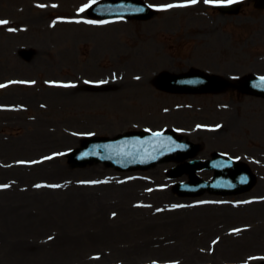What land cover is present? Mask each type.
Instances as JSON below:
<instances>
[{
	"label": "rangeland",
	"instance_id": "374dc122",
	"mask_svg": "<svg viewBox=\"0 0 264 264\" xmlns=\"http://www.w3.org/2000/svg\"><path fill=\"white\" fill-rule=\"evenodd\" d=\"M92 1L0 0V264H264L262 100L151 84L153 71L189 67L264 74V11L145 0L161 9L155 17L107 23L86 17ZM172 127L202 145L200 159L218 151L247 162L254 188L181 198L173 163L118 172L71 168L63 156L87 135Z\"/></svg>",
	"mask_w": 264,
	"mask_h": 264
},
{
	"label": "water",
	"instance_id": "95a60500",
	"mask_svg": "<svg viewBox=\"0 0 264 264\" xmlns=\"http://www.w3.org/2000/svg\"><path fill=\"white\" fill-rule=\"evenodd\" d=\"M106 2H113V4H107V5L104 4V5L99 6V8L105 7L107 9V11L109 12L108 14L115 16V17L120 16V17H138L139 18V14L137 13V11H133V10H136V8L139 9L140 12H143L146 10V6L143 5L141 2L136 1V0H107ZM257 2H258L257 3L258 7H264V0H257ZM132 3L136 4V8ZM187 79H189L190 81H193L194 84L196 83L195 85H203V84H206V82H207L204 79H199L196 77L187 78ZM245 81L249 82L248 79H246ZM244 84H246V83H244ZM249 86H251V85L249 84ZM251 87L254 88L255 90H258V91H264L261 86H251ZM244 91H246V90H244ZM249 92L254 93L250 90H249ZM137 155H139V153ZM152 161H154V160H152ZM218 163H224L225 164V162H223V161H218ZM237 166L238 165L235 166V169L236 168L239 169ZM240 171H241V173L238 174V176L236 178L232 179V183L234 186H240L242 184H246V183H244V181L247 180V176H248V178H251L248 171H246L245 169L240 170ZM225 175L229 176L228 174H225ZM220 181L221 180H217L216 183H214V184L218 185V183ZM214 184H213V186H214ZM210 187H211V185H207L204 188H210ZM204 188L200 191H203Z\"/></svg>",
	"mask_w": 264,
	"mask_h": 264
},
{
	"label": "snow or ice",
	"instance_id": "6c2138e0",
	"mask_svg": "<svg viewBox=\"0 0 264 264\" xmlns=\"http://www.w3.org/2000/svg\"><path fill=\"white\" fill-rule=\"evenodd\" d=\"M205 2L207 3L208 0H205ZM237 2V0H228V3H235ZM190 4H195L197 3V0H189ZM174 6H183V5H168L167 7H174ZM0 23H7L6 21H0ZM67 86V85H66ZM0 87H2V85H0ZM2 187H7V185H3ZM37 187H39V185H37ZM52 187H59L58 185H54ZM49 239H51V237H49Z\"/></svg>",
	"mask_w": 264,
	"mask_h": 264
},
{
	"label": "bare ground",
	"instance_id": "6f19581e",
	"mask_svg": "<svg viewBox=\"0 0 264 264\" xmlns=\"http://www.w3.org/2000/svg\"><path fill=\"white\" fill-rule=\"evenodd\" d=\"M19 217H17L16 218V223H18V224H20V225H22L21 227H24L27 223V221H24V216H22V215H18ZM21 222H23V223H21ZM12 231H14V232H16L17 230L16 229H12ZM66 238V237H65ZM93 240H95V239H93ZM89 241H92V239L91 240H89ZM20 250H22V248H18L17 246L15 247V249L13 250V252H17V251H20Z\"/></svg>",
	"mask_w": 264,
	"mask_h": 264
}]
</instances>
